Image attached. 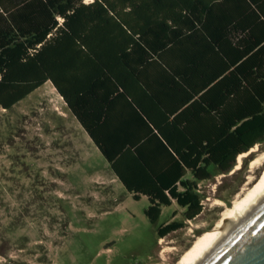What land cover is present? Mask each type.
I'll return each mask as SVG.
<instances>
[{"label": "trees", "instance_id": "1", "mask_svg": "<svg viewBox=\"0 0 264 264\" xmlns=\"http://www.w3.org/2000/svg\"><path fill=\"white\" fill-rule=\"evenodd\" d=\"M188 64L203 66L212 85L173 86ZM47 81L125 188L148 197L152 222L174 201L193 219L204 208L199 182L229 173L264 141V0H0V106ZM158 87L188 92L173 118L139 101L152 132L100 128L110 104ZM183 224H163L158 235Z\"/></svg>", "mask_w": 264, "mask_h": 264}, {"label": "rangeland", "instance_id": "2", "mask_svg": "<svg viewBox=\"0 0 264 264\" xmlns=\"http://www.w3.org/2000/svg\"><path fill=\"white\" fill-rule=\"evenodd\" d=\"M254 147L238 156L240 168L199 182V215L185 219L174 201L154 223L148 197L125 188L47 82L13 107L0 106V264H178L247 185L264 141ZM256 171L254 182L264 165ZM171 221L184 224L159 236Z\"/></svg>", "mask_w": 264, "mask_h": 264}, {"label": "crops", "instance_id": "3", "mask_svg": "<svg viewBox=\"0 0 264 264\" xmlns=\"http://www.w3.org/2000/svg\"><path fill=\"white\" fill-rule=\"evenodd\" d=\"M205 62L206 61H204V63ZM187 67H188V69H187L186 74H184V75L183 74H177L176 77H173V79H174L173 83H172L173 86L177 85L178 81H180V84L183 85L184 87H186L187 91H191V90H195V89H204V87L208 88L212 85V82H211L212 77L210 76V74L208 72H206V70L203 66L200 69V71H198V72H196V70H194L195 67L192 64H188ZM47 82H50L52 84L51 81H47ZM52 86H53V84H52ZM54 89L56 90L55 87H54ZM57 93L59 94L58 91H57ZM185 94L188 95V92L179 90L178 88H175V89L165 88V89H163V88L158 87L154 91H150V90L149 91H140V90L135 91L134 90V91H132V93L129 96L125 95L124 97H122V99H118L116 101L115 105L110 104V108L108 109V111L110 113V117H108L106 119V122H107L106 124L101 123L104 120V117H102V121L100 122L99 126H100V128H106V127L111 128L112 125L115 124V126L119 127V129H122L123 134L125 132L126 135L138 136V134H141V131L145 132L148 129H149L148 132L150 133V131L151 132L153 131L152 129L150 130V128H152L153 126L148 120H145L147 118L146 112L144 110H142L141 108L136 107L135 102L139 103V101H140V106L145 107V109L148 108V110L150 112H155L156 114H158L159 117H163V115L165 114V115L169 116V119H170V118H173L174 115L176 114V112H173L174 107H175L174 105H177V103L181 102V100L183 99ZM59 96L62 98V100L66 106V110H68L70 112V110L67 107V104L64 101L63 97L60 94H59ZM90 104H91L90 108L93 110L100 108V106H101V105H98V103L94 100H92ZM141 115L143 116V118ZM147 119H149V118H147ZM76 120L79 122V120L77 118H76ZM141 123H142V125H141ZM79 124L85 130V128L83 127V125L80 122H79ZM161 125L164 126L165 125L164 122H162ZM85 132L90 137L89 133L86 130H85ZM127 132H128V134H127ZM130 137H132V136H130ZM90 139L93 141V139L91 137H90ZM93 143L95 144L94 141H93ZM95 146L97 147L96 144H95ZM98 150L100 151L99 148H98ZM110 167H111V165H110ZM114 174H115V172H114ZM116 177L118 178L117 175H116Z\"/></svg>", "mask_w": 264, "mask_h": 264}, {"label": "bare ground", "instance_id": "4", "mask_svg": "<svg viewBox=\"0 0 264 264\" xmlns=\"http://www.w3.org/2000/svg\"><path fill=\"white\" fill-rule=\"evenodd\" d=\"M256 150L257 148L253 147L240 154L239 160L242 161L243 157ZM262 165H264V151L252 160V174L247 185L237 194L234 205L224 211L222 218L211 230L197 237L194 244L182 255L178 264H205L264 204V173L256 182H254L253 176L257 172L256 169ZM237 168H240V165H237Z\"/></svg>", "mask_w": 264, "mask_h": 264}, {"label": "water", "instance_id": "5", "mask_svg": "<svg viewBox=\"0 0 264 264\" xmlns=\"http://www.w3.org/2000/svg\"><path fill=\"white\" fill-rule=\"evenodd\" d=\"M205 264H264V204Z\"/></svg>", "mask_w": 264, "mask_h": 264}]
</instances>
